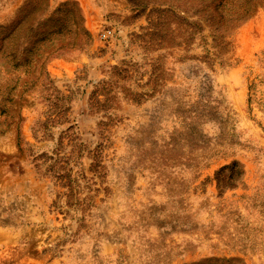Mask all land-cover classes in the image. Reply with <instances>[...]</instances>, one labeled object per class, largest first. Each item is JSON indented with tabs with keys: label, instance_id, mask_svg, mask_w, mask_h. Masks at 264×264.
<instances>
[{
	"label": "rangeland",
	"instance_id": "1",
	"mask_svg": "<svg viewBox=\"0 0 264 264\" xmlns=\"http://www.w3.org/2000/svg\"><path fill=\"white\" fill-rule=\"evenodd\" d=\"M0 264H264V0H0Z\"/></svg>",
	"mask_w": 264,
	"mask_h": 264
}]
</instances>
